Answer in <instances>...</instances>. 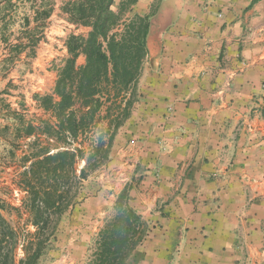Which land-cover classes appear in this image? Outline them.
<instances>
[{"label":"crops","instance_id":"1","mask_svg":"<svg viewBox=\"0 0 264 264\" xmlns=\"http://www.w3.org/2000/svg\"><path fill=\"white\" fill-rule=\"evenodd\" d=\"M133 13L150 21L147 57L139 99L117 135L121 191L131 175L138 179L129 204L149 224L138 264H264V0H138ZM18 42L6 46L24 59L29 47ZM37 45V102L17 73L0 74V157L12 135L47 142L39 130L58 125L40 98L60 102L67 45L55 71L46 68L58 54L54 41ZM10 57L5 52L0 66ZM30 127L35 133L25 136ZM118 195L98 191L71 210L59 236L69 253L52 264H86Z\"/></svg>","mask_w":264,"mask_h":264},{"label":"trees","instance_id":"2","mask_svg":"<svg viewBox=\"0 0 264 264\" xmlns=\"http://www.w3.org/2000/svg\"><path fill=\"white\" fill-rule=\"evenodd\" d=\"M137 2L122 0L118 11L113 9L115 0H67L62 7L69 22L90 28L91 31L87 36L72 35L67 41L68 59L59 74L55 89L60 102L54 103L52 96L40 98L44 109L54 112L58 125L54 128L46 124L41 126L39 132L47 138L48 144L53 141L58 145L56 149L63 148V151L50 154V147L44 149V152L35 156L30 170L24 173L20 182V189L28 197L25 206L29 207L33 216L31 225L36 228L33 236L37 239V249L33 256L22 260L20 264H39L61 218L69 208L76 206L82 182L88 179L89 173L99 168L93 166L90 169V163L103 147L106 148L104 157L109 158L115 135L131 115L135 103L133 94L130 98H120L122 106L116 116L107 114L106 119L111 118L108 131L101 133L93 142L96 143L93 147L95 156L85 159L83 144L78 140L86 136L92 126L97 125L96 117L103 105L101 96H108L109 101L116 98L117 101L122 94L128 95L131 88L135 94L142 75L147 57L150 21L139 15L125 20ZM52 13V2L41 0L34 21L45 23ZM25 23L28 27L30 19L26 18ZM81 56L85 57L86 62L78 66L77 61ZM34 133L33 127L27 130L28 135ZM107 136L109 138L105 140ZM71 138L72 144H79V148L74 151H71ZM84 160L86 165L80 176L75 175L77 183H70L71 175L78 173V165ZM72 187L77 190L74 195ZM130 190L131 186L125 187L118 195L115 215L99 233L96 251L87 264H138L144 257L137 249L149 234V224L130 207ZM9 206L0 199V264H9L10 261L8 255H4L3 242L6 236L9 234L14 239L3 216ZM46 236L47 243L41 240ZM11 264H14L13 261Z\"/></svg>","mask_w":264,"mask_h":264},{"label":"rangeland","instance_id":"3","mask_svg":"<svg viewBox=\"0 0 264 264\" xmlns=\"http://www.w3.org/2000/svg\"><path fill=\"white\" fill-rule=\"evenodd\" d=\"M50 1L52 2L53 7L52 16L45 23H37L34 22L33 19L41 0H0V60L4 58L5 52L11 54V57L8 58L9 61L5 65L0 66V74L5 76L12 72L17 73L20 77L19 80L21 81V84H23L21 85L19 83L18 86L28 88V90H25L28 93L24 94H28L30 100L33 102H37L36 96L41 95L43 90L40 86L41 83H38V85L33 78L35 73L32 69V64L33 58L37 53L36 49L39 48L37 44L42 43V45H50L52 41H54L55 50L58 54L54 57L53 61L51 60L52 62L50 61L46 68L48 71H55L61 68L64 58L60 53L63 50L64 43L67 45L70 36H87L89 32L87 27L78 26L69 22L67 15L62 12V7L67 0ZM121 1L122 0H115L113 7L114 11H118ZM133 16L134 13L132 9V12L125 16V20H129ZM26 18H29L31 21V24L28 27L25 23ZM41 25H43V27ZM29 39L32 41L30 44ZM18 40H24L26 46L29 47L27 56L24 59V54H21L18 49L15 50L11 46H6L8 41H10L11 44H16ZM33 47H36L35 51ZM81 58H84V56ZM10 59L11 64L9 63ZM131 94H133L132 98H134L135 101L139 99L140 95L136 92L135 94L132 93V88L128 95L122 94L117 101L113 96H111L113 99L110 101L108 100V96H101L103 105L96 117V121H98L96 123L97 125L92 126V128L88 130V134L84 137H80L78 140L79 143L83 144L82 149L85 159L86 157L90 159L91 156H95V154H93L95 148L93 147L96 146V143L94 144L93 142H96V138L99 137L101 133L108 131L109 120H111V118L106 119L107 114L113 117L116 116L120 112L119 108L122 106L120 98L122 96L125 97V99L130 98ZM35 106L31 103L30 109L29 107L28 109H32V113H36L38 108ZM19 134L20 133L12 135L14 141L11 145V149H9L10 151L5 156L0 157V199L10 205L9 208L3 212V216L7 220L14 235V239H12L11 235L8 234L3 242L4 253H6L4 255H8L10 258L9 264H11L12 261L14 264H20L22 260L32 257L35 249H37V239L35 240V237L33 236L36 228L31 225L33 216H31L29 207L27 208L25 206L28 197L27 194L20 189V182L23 179V175L30 170L36 154L41 153L42 150L50 147V154L63 151V148L56 149V147H58L56 143L47 144L46 141L34 140L32 138L26 140L27 143L24 142V144H22L21 141H23V139L22 137H18ZM24 134L27 136L26 130H24ZM117 134L113 140V146L110 150L109 158L106 159L104 157L103 152L106 148L103 147L102 150H100V154L93 159L92 163H90V169L93 166H99V168L95 172L89 173L88 179L82 182V186L78 190L79 196L76 206L80 204L86 196H92L98 191H105L109 196H112L113 194L116 196L121 192V143L119 141V135ZM108 138V136L105 137V140H108ZM69 142L72 146L71 151L79 148V144H77L78 142L72 144V138L69 139ZM85 165V160L78 165V173L71 175L70 183H77L75 175L80 176V172ZM131 177L132 183L128 184L126 187L132 186L133 183L138 180L134 179L133 175H131ZM91 185H93V187L89 188ZM77 187L78 185L75 186V188ZM75 188L72 187L73 195L76 194L75 191H77ZM75 207L69 208L61 218L57 225L55 235L50 240V243L46 245V252L40 259L39 264H52L60 255H68V247H61L59 236L61 235L62 229H65L66 231V229L70 228L68 225H65V223L70 219V212ZM53 219H56V217ZM73 234L74 232H71L69 233V236ZM97 238L98 237L93 239L89 245V250L86 253V264L89 262V259L94 256ZM41 240L46 242L48 240L47 236L45 239ZM1 258L6 260L5 257Z\"/></svg>","mask_w":264,"mask_h":264}]
</instances>
